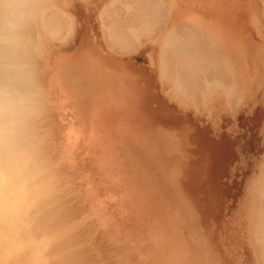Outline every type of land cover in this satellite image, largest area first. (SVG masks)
Segmentation results:
<instances>
[{
	"label": "bare ground",
	"instance_id": "6f19581e",
	"mask_svg": "<svg viewBox=\"0 0 264 264\" xmlns=\"http://www.w3.org/2000/svg\"><path fill=\"white\" fill-rule=\"evenodd\" d=\"M29 1L0 0V206L22 200L47 222L53 210L59 213L66 203L74 204L73 215L63 207L71 228L58 226L52 233L41 229H48V223L33 228L27 222L32 212L17 218L31 226L19 229L32 236L35 229L33 237L41 230L48 233L38 235L47 238L46 247L59 241V254L52 251L58 259L48 254L52 248L45 251L55 258L48 264L73 255L74 241L81 249L82 243L76 246L81 233L93 235L82 238L83 254L97 264H264V0H257L255 10L238 0H131L108 12L105 48L104 42L88 38L93 13L109 1L91 0L78 44L79 26L72 33L71 41L79 45L73 48L72 63L62 68L57 67L67 52L48 44L38 48L41 29L38 33L36 26L37 36L26 34L32 33L33 17H42L34 10L40 1L33 0L34 6ZM46 31L40 35L50 36ZM133 43L139 48L132 53ZM56 96L81 101L76 116L90 120L73 129L70 111L49 129L46 99L57 108ZM167 103L176 105L177 114L168 113L173 108ZM184 114L187 121L177 124ZM230 126L246 137L249 161L241 175L248 168L252 172L245 176L238 202L230 200L223 210L203 188L219 158L212 133H225ZM75 140L80 145L68 150ZM86 167L94 176L77 179L75 174ZM52 194L54 203L47 202ZM63 197L69 199L64 205ZM68 234L71 238L61 243ZM4 235L0 232V243L6 238L13 242L14 233Z\"/></svg>",
	"mask_w": 264,
	"mask_h": 264
},
{
	"label": "rangeland",
	"instance_id": "374dc122",
	"mask_svg": "<svg viewBox=\"0 0 264 264\" xmlns=\"http://www.w3.org/2000/svg\"><path fill=\"white\" fill-rule=\"evenodd\" d=\"M38 1H40L39 3H35L36 4V6H35V8H34V10L36 11L35 13H36V15L39 13V15H42V17H40L39 19H40V21H39V19H36V18H34L33 17V20H32V23H30V24H34V22H35V25H32V28H31V25L28 23V25H30V27L28 28V27H25V31H26V28L27 29H30L31 31H32V33L31 32H27L26 34H31V35H35V34H37V32L39 33L40 31H41V33L40 34H43L42 33V31L43 30H45L46 31V28L48 29V26H49V29L47 30V31H49L47 34H51L50 36H48V37H46L45 38V36L44 37H42V35H40V34H37L38 35V40H39V43H38V40L36 41L37 43V46H38V44H39V46H38V48L39 47H41L42 45L44 46V45H47L48 44V46H51V47H53L55 50H57V51H64V53H66V56H65V59L63 58L61 61H63V62H61V61H59V66L57 67V68H62V67H66V66H68V64H70V63H72L71 62V57L72 56H74L73 55V51H75V49H77L75 46H77V44H78V41H80V39L82 38V34H84V32H83V27H85V23H87L86 22V15H84V14H86L87 13V7H85V6H89L90 5V1L91 0H62V2H61V0H37V2ZM109 2H107V4H102L101 6H99L98 5V8H97V11H96V13H93L94 14V16L92 15V21H93V24H92V27H94V30H93V28H91L90 29V32L92 33H90L91 34V37H90V39L88 38V40H93V41H95L96 43H102V42H106L107 41V43H103V47L105 48V47H107L108 46V42L110 41L109 39H110V37H108V33H106L107 31H108V29H107V24L108 23H106V20H107V18H108V15H109V11H111V10H113L114 8H119V6H124V5H126L128 2H130L131 0H108ZM202 1H207V2H212V1H214V0H202ZM29 2H32V4H33V0H31V1H29ZM81 2V3H80ZM113 2H115V3H117V5L115 4V3H113ZM125 4H124V3ZM238 2L239 3H241V2H243V3H241L242 4V6L243 7H245V8H247V10H249V7H252V8H250L251 10H255V9H259V6L257 7V0H246V2H245V0H238ZM86 3H87V5H86ZM81 4V5H80ZM89 4V5H88ZM109 4H111L110 6H109ZM114 4V5H113ZM123 4V5H122ZM38 5V6H37ZM32 6H34V4L32 5ZM84 6V7H83ZM113 6V7H112ZM106 7V8H105ZM80 9L81 10V14H78V13H76V10L77 9ZM76 9V10H75ZM86 9V10H85ZM91 9V8H90ZM104 10H105V12H104ZM39 11V12H38ZM84 11V12H83ZM66 12V13H65ZM104 12V13H103ZM109 12V13H108ZM99 13V14H98ZM65 16V17H63V15ZM67 16H66V15ZM73 14V15H72ZM75 14V15H74ZM84 15V16H83ZM100 15V16H99ZM79 16V17H78ZM98 16V17H97ZM63 17V18H62ZM72 17H73V19H72ZM77 17H78V19H77ZM84 19V17H85V19H84V21H82L83 19ZM93 17H94V19H93ZM101 17H104V18H102V20H101ZM43 18V19H42ZM65 18L67 19V21L65 20ZM106 18V19H105ZM57 19V20H56ZM69 19V20H68ZM72 19V20H71ZM38 20V21H37ZM44 20V21H43ZM78 20V21H77ZM51 21V22H50ZM74 21V22H73ZM90 21V20H89ZM92 21L90 22V23H92ZM41 24H40V23ZM44 22V23H43ZM45 22H46V24H45ZM60 22V23H59ZM75 22H76V24H75ZM77 22H79L78 24H77ZM83 22H85L84 24H83ZM102 22V23H101ZM89 23V25H91ZM106 25H104V24ZM25 24H27V22L25 21ZM38 24V25H37ZM40 24V25H39ZM48 24V25H47ZM53 24V25H52ZM72 26H71V25ZM75 24V25H74ZM80 24V25H79ZM44 25H47V27H45V28H43L44 27ZM83 25V26H82ZM94 25V26H93ZM98 25V26H97ZM103 25V26H102ZM27 26V25H26ZM34 26H36L35 27V30L37 31H35V33L33 34V32H34ZM66 28H65V27ZM76 26H79V28H80V30H79V32H78V35H77V37L75 38V41H77V44H75V46H74V44H73V40H74V37H73V31H74V29H76L77 27ZM38 27V28H37ZM51 27V28H50ZM54 29H53V28ZM88 27V26H87ZM103 27V28H102ZM60 28V29H59ZM61 28H62V30H61ZM40 30V31H38V30ZM87 29V28H86ZM104 29V30H103ZM56 30H57V32H56ZM101 30V31H100ZM46 31V32H47ZM58 31H59V33H58ZM61 31V32H60ZM67 31V32H66ZM85 31V30H84ZM93 31H95V32H97L98 34H99V36H98V38L99 39H96L95 40V38L97 37V35H96V37H95V35L93 34ZM102 31H103V34H101L102 33ZM64 32V33H63ZM54 33V34H53ZM56 33V34H55ZM64 34V35H63ZM105 34V35H104ZM31 35H29V37H31ZM37 35H35V36H37ZM45 35H46V33H45ZM54 35H56V37L54 36ZM58 35V36H57ZM93 35H94V37H93ZM101 35H103L102 37H101ZM107 35V36H106ZM32 36V37H33ZM40 36H41V38H44V39H41L40 38ZM65 36V37H64ZM26 37H27V35H26ZM50 37H51V39H50ZM80 37V38H79ZM94 39H93V38ZM104 37V39H101V38H103ZM58 39V40H57ZM71 39H72V41H71ZM100 39H101V41H100ZM47 40V41H46ZM51 40V41H50ZM53 40V41H52ZM56 40V41H55ZM99 40V41H98ZM53 44H52V43ZM91 42V43H90ZM89 43H90V46H92V45H95L92 41H90ZM134 42H137V41H134ZM56 43V44H55ZM64 43V44H63ZM71 43V44H70ZM70 44V45H69ZM86 44H88V43H86ZM92 44V45H91ZM135 43H133L132 45H131V49H128V50H130L129 52H134L135 50H136V48H137V50H138V48H139V46H138V44H135ZM102 45V44H101ZM140 45V44H139ZM36 46V47H37ZM79 46V45H78ZM77 46V47H78ZM32 47V46H31ZM33 48H35L34 46H33ZM33 48H31V49H33ZM73 48H75L74 50H73ZM134 48V49H133ZM29 49H30V47H29ZM35 49H37V48H35ZM34 49V50H35ZM38 50V49H37ZM72 50V51H71ZM132 50V51H131ZM70 53V54H69ZM68 55V56H67ZM68 60H69V63H68ZM75 63H77V62H75ZM44 64V63H43ZM62 65V67H60ZM64 65V66H63ZM43 66H45V67H43L44 69L46 68V65L44 64ZM42 68V69H43ZM42 72H44V70H42ZM48 93V92H47ZM58 95V94H57ZM46 97V96H45ZM57 97V103H56V107L57 108H55V107H51L50 106V104H49V102L47 101V99H46V103H48V111H46V115L49 117V119H48V121H50V123H48V127H49V129H50V127L51 128H53L52 126H54L55 127V125L58 123L57 121H59L61 118H62V120L64 119V114L65 113H70V111H71V113L73 112V116H69V117H67V120L68 119H70L71 118V120H72V127H73V129L74 128H76V127H78L79 126V124H84L83 122H85V120H87V121H89L90 120V118H87V117H83V114L80 116V114H79V116L77 117L76 115L79 113V112H77V110L78 111H80L79 109H78V104L81 102V101H79L78 100V102H76L75 100L73 101V100H65V101H61L60 99H58V96H56ZM170 97V96H169ZM65 99V98H64ZM78 103V104H77ZM76 104V105H75ZM74 105V106H73ZM167 105H168V107H170V110L171 111H168V113L170 112V113H172V114H177V110H175V106L176 105H174V104H172V106H170V104H168L167 103ZM53 109H51V108ZM73 107V108H72ZM74 107L76 108L75 110H74ZM70 109V110H69ZM62 110V111H61ZM182 110H185V109H181V113L183 112ZM49 112V113H48ZM174 112V113H173ZM185 112V111H184ZM77 113V114H76ZM84 116H86V115H84ZM182 116V115H181ZM76 117V118H75ZM184 117V118H183ZM74 118H75V120H74ZM81 120V122H80V120ZM86 118V119H85ZM181 118H183V120H181ZM179 117V119L177 118V120H176V122H177V124H178V122H179V125L180 124H183V123H185L186 121H187V118L185 117V114L182 116V117ZM84 119V120H83ZM89 119V120H88ZM74 120V121H73ZM180 120V121H179ZM186 120V121H185ZM79 121V122H78ZM181 121H184V122H181ZM68 122V121H67ZM47 127V128H48ZM230 127H232V126H230ZM230 127H227L228 129L230 128ZM226 128V132L225 133H219L218 134V132H215V136L213 135V133H212V139H213V142H214V145H216V148L219 150H217L216 148H214V151H216L215 152V158L216 157H218L219 156V158H217V159H215L214 160V162H215V166H214V163H213V167H212V169H211V171L213 172L212 174H214V175H211V177H208V182H209V180H210V182L208 183V182H206L207 183V185L208 186H205V189L203 188V190H205V196H207L208 198H211V199H215V201L216 202H220V204H222V209L223 210H225L226 208H227V204H228V202L231 200V201H234V202H238V198H241V194H242V192H243V189H244V186L243 185H245V181H246V179H247V177L245 178V176H249V175H251V170L252 169H250V168H248V170H245V173H244V175H241L244 171H243V169H246L245 168V166H246V162H248L249 161V155H248V150H247V143H246V137L243 135V133H240L239 131H237L234 127H232V129L230 128V130H231V132L230 133H227V131H229L228 129ZM79 140V139H78ZM78 140L75 142V141H73L72 143H71V145L70 144H68L67 145V149L69 150V149H72V150H76L77 149V147H78V145H80V143L78 144ZM75 142V143H74ZM221 142H222V145H221ZM218 143H220V145H221V147L222 148H220V145L218 144ZM76 144V145H75ZM78 144V145H77ZM73 146V147H72ZM217 146H219V147H217ZM215 147V146H214ZM54 150V149H53ZM71 150V151H72ZM221 150V151H220ZM218 152H221V154L220 155H217L218 154ZM217 153V154H216ZM220 157H221V159H220ZM216 160H218V163H216L217 161ZM220 160H222V162H220ZM241 163V164H240ZM220 166V167H219ZM243 166V167H242ZM218 168V169H217ZM234 168H236L235 169V171H233V169ZM86 169H89V170H87V172H86ZM59 170V169H58ZM214 170V171H213ZM89 171V172H88ZM229 171V172H228ZM247 172H248V174H247ZM81 173V174H80ZM86 173V174H85ZM93 172H92V170H91V168H85V169H83V172H82V170L81 171H79V172H77L75 175L77 176L76 178L77 179H80V178H83V176H84V178L85 179H87V178H89V177H93L94 176V173L92 174ZM83 174H85V175H83ZM91 174V175H90ZM235 176V177H234ZM242 176V177H241ZM41 177V176H40ZM233 177V178H232ZM242 178H244V179H242ZM41 180L43 179V177H41L40 178ZM205 183V184H206ZM210 185V186H209ZM211 185H213V187L211 186ZM207 188L208 189H210L211 190V192L209 191V190H207ZM62 189V188H61ZM215 189V190H214ZM60 191V189H58V192ZM217 193H216V192ZM214 193V196H213V193ZM61 193V192H60ZM59 193V194H60ZM63 193V192H62ZM207 193V194H206ZM211 196H210V195ZM215 194H217V195H215ZM62 196H64L65 197V195H64V193L63 194H61ZM53 196H55V195H53L52 194V196H50L49 197V199L47 200V202H51V203H54V201L52 202V199H53ZM67 196V195H66ZM213 196V197H212ZM218 196V197H220L221 199H217L216 197ZM52 197V198H51ZM64 197H63V205L65 204V202H68L69 201V199L67 200V199H64ZM55 198V197H54ZM62 198V197H61ZM55 200H56V198H55ZM65 200V201H64ZM218 200V201H217ZM22 202V200H17V201H14V205H13V207L15 208V205H20L19 204V202ZM16 202V203H15ZM20 202V203H21ZM56 202V201H55ZM50 203V204H51ZM59 203H61L62 204V202H59ZM0 204H2V203H0ZM67 205L65 206H63V207H68V210L67 211H69L70 209V213H71V215H73V213H74V210L72 209V207L74 206V204L72 203L71 204V202L70 203H66ZM10 204H7V203H5V205H1L0 206V220H1V222H0V225H2L1 223H3V225H2V227L6 224V226H5V228H6V230H3L4 229V227L2 228V227H0V232H2V235H4L3 234V232H5V235L6 236H8V235H11L12 236V234L14 233V236H12L13 238H15L16 239V237L18 238V239H20L19 240V242H20V245L18 244L19 242L16 240L15 242H16V244L14 245V240H13V238H12V241L13 242H11V238H8L9 239V241L11 242V244H9L10 242L7 240V238H6V240H7V242H9V243H6V240H4V241H2L3 243H4V247H2L3 245L0 243V264H35V262H38L39 263V261H40V264H44V263H47L48 264V260H50V261H53V259H54V261H55V258H57L58 259V257H59V255H57V254H59V252H56V249H61L62 248V246H61V244H59V241H58V243L57 244H54L55 246H54V248H52L51 246L48 248V247H46V246H48L49 245V243L47 242V238H45L44 240L42 239V238H44L46 235H49L48 233H49V231H50V233H52L53 232V229H55V228H62V227H66V226H68V227H70L71 228V222H72V220L70 219V215L68 214V213H66L67 211H66V209L65 208H63L62 206V208H61V210L64 212V213H66V214H62V211H59V213H57V212H55L54 210L52 211L53 213H52V216L50 215L51 213H50V211H46V213L48 212V214L51 216V217H49L48 216V218L46 217L45 219L47 220V222H43V220L41 219L42 218V216H44V214L41 216V215H39L40 217L39 218H37V216H35V213L34 212H32V211H30V208H29V205L27 206V204H25L24 202H22V204L21 205H23L22 207H20V206H18L19 207V209L18 208H13L12 209V207H10V206H12V205H10ZM25 205L27 206V207H25ZM224 205V206H223ZM5 206H7V207H10V208H7V210L5 209L6 207ZM16 206V207H17ZM52 206V205H51ZM23 207H25V208H23ZM70 207V208H69ZM220 207H221V205H220ZM22 208V209H21ZM28 208H29V210H28ZM54 208H55V206H54ZM96 208H98V206H96ZM24 209V210H23ZM57 209V208H56ZM110 209V208H109ZM108 209V210H109ZM107 210V211H108ZM8 211H10L9 212V214H8ZM15 211L16 212H18L17 213V215L15 214ZM73 213H72V212ZM4 212V213H3ZM6 212V213H5ZM14 212V213H13ZM26 212H32L30 215H31V218H27V219H29V220H27L26 218V220H27V222H29V224H33V228H35L36 226H37V228H39L38 226L40 225V226H42L41 224L43 223V225H44V223H48V229L45 227V225H44V227L46 228H44V227H42L41 229L42 230H45V231H47L48 233H45V231H42L41 230V232H43V234L45 235V236H43V234H42V237L40 236H38L39 235V233H41V232H39L38 233V235H36L35 237H33L34 235H35V229H33V228H31L32 230H33V232H34V235L32 236L31 234H30V230H28V232L29 233H27V230H22L23 228H22V226H25V228L24 229H30V225H28V223L26 224V222H20V224H19V220L17 219L18 218V216H23V213H26ZM11 213H13L12 215H11ZM21 213V214H20ZM55 213L57 214V216L55 215ZM15 214V215H14ZM33 214V215H32ZM61 214V215H60ZM53 215H55V216H53ZM64 215H68L69 216V218L68 217H64ZM16 218H15V217ZM27 216H29V214H27ZM33 216V217H32ZM45 216H47V215H45ZM59 216V217H58ZM64 217V219H65V221L63 222V217ZM30 217V216H29ZM60 217H62L61 219H63V220H61L60 219ZM7 218V219H6ZM9 218V219H8ZM15 218V219H14ZM33 218H37V220H36V223H37V225H35L36 223L34 222V220H33ZM50 218V219H49ZM54 218V219H53ZM55 218H58L59 220H57V222H55ZM70 219V222H67V220L68 219ZM6 219V220H5ZM23 219H24V217H23ZM31 219V220H30ZM44 219V218H43ZM52 219V220H51ZM4 220V221H3ZM14 221V223L16 224V225H18V227L17 226H15V224L13 223L12 224V221ZM22 220V219H21ZM25 220V221H26ZM40 220V221H39ZM49 220V221H48ZM53 220H54V222H53ZM45 221V220H44ZM58 221H59V224H60V222H61V224H62V226H61V224L59 225L58 224ZM69 221V220H68ZM33 222V223H32ZM40 222V223H39ZM42 222V223H41ZM53 222V224H49V223H52ZM8 223H10V224H8ZM56 224H57V226H56ZM65 224V226H63ZM73 224V223H72ZM12 225V226H11ZM53 225V226H52ZM30 226V227H29ZM59 226V227H58ZM15 227H17V228H15ZM19 228H22V229H19ZM52 228V229H51ZM50 229V230H49ZM3 230V231H2ZM14 230V231H13ZM20 230H22V231H24V232H26V234L24 233V235H23V233H20L19 231ZM39 231V230H38ZM17 232V233H16ZM77 232V233H76ZM76 232H73V236L75 237V236H78V234H80L79 233V231H76ZM19 233V234H18ZM70 233V232H69ZM22 234V235H21ZM29 234V235H28ZM66 234V233H65ZM71 234H72V232H71ZM70 234V235H71ZM82 234H84L83 236H79V238H78V240L80 241L79 243H78V241H77V239H75L77 242V244H76V246H78V245H80L81 243V249L79 248H77V247H75L74 245H75V241H74V244H72L71 246H73L72 248L74 249L75 248V250H77V252H79V254L77 255V252L74 250L73 252H74V254L72 255V254H69L68 256L66 255V254H64L63 255V260H65V261H59V263L61 264V262L63 263V264H97V262L98 261H93V258H86V257H84V256H86L85 254H83V251H84V246L83 245H85V240L84 239H82V238H85V239H87V237H89V238H91L90 236H89V233H81L80 235H82ZM87 234H88V236H87ZM4 235V236H5ZM21 235V236H20ZM26 235H28L27 236V239L25 240V238H26ZM31 235V236H30ZM69 235V234H68ZM68 235H66L65 237H66V239H63L62 240V238H65V237H63L62 236V238L61 239H59L60 240V242L61 241H64V242H66V240L68 241L71 237H70V235L68 236ZM91 235V234H90ZM11 236H8V237H11ZM16 236V237H15ZM23 236L25 237L23 240L21 239V237L23 238ZM85 236V237H84ZM87 236V237H86ZM31 237V238H30ZM46 237H48V236H46ZM37 240H36V239ZM39 238H41V239H39ZM68 238V239H67ZM80 238H81V240H82V242H81V240H80ZM40 240V242L38 243L37 241H39ZM87 240H89V239H87ZM86 240V241H87ZM27 241H30V242H28L27 243ZM84 241V242H83ZM26 244H25V243ZM47 243L46 245H45V243ZM31 243V244H30ZM34 243H38V244H36V246H35V244ZM62 243V242H61ZM34 244V245H33ZM6 245V246H5ZM13 245H14V247H13ZM17 245V246H16ZM33 245V246H32ZM38 245H39V248H37L38 247ZM43 247H42V246ZM51 245H53V244H51ZM56 245H60V247L59 246H57V248H56ZM241 245V243H239L238 244V246H240ZM7 246H8V248H10V251H6V248H7ZM27 247V248H26ZM41 247V248H40ZM78 247H80V246H78ZM18 248V249H17ZM46 248H47V250H46ZM50 248H52V249H50ZM56 248V249H55ZM77 248V249H76ZM86 248V247H85ZM2 249H4L3 251L4 252H1L2 251ZM40 249V250H39ZM42 249V250H41ZM48 249H50V251L48 250ZM88 249V248H87ZM17 250V251H16ZM36 250V251H35ZM39 250V251H38ZM43 250H44V252L46 251H49L48 252V254H54V253H57V254H54V257H51L50 255H48L46 252H45V254H47V256L45 255V256H43ZM54 250V253L52 252ZM70 250L71 251H68L69 253H73L72 252V249H71V247H70ZM81 250V251H80ZM12 251V252H11ZM19 251H21V252H19ZM29 251V252H28ZM40 251H42V253H39ZM57 251H59V250H57ZM6 252H10L11 254H9V256H5L6 255ZM51 252V253H50ZM76 252V253H75ZM80 252H82V253H80ZM95 252V251H94ZM22 253V254H21ZM23 253H25V254H23ZM5 254V255H4ZM21 254V255H20ZM42 254V255H41ZM81 254H83L82 256H81ZM8 255V254H7ZM10 255H11V257H10ZM58 257H57V256ZM75 255V256H74ZM77 255V256H76ZM14 256V257H13ZM29 256V258H27ZM31 256H33V258H37L38 260H36V259H33ZM38 256H39V258H38ZM41 256H43V257H41ZM31 257V258H30ZM46 257H47V259H46ZM50 257V258H49ZM72 257V258H71ZM84 259H83V258ZM17 258V259H16ZM51 258H52V260H51ZM66 258V259H65ZM70 258V259H69ZM86 258V259H85ZM17 261L16 263H15V261ZM24 259V260H23ZM27 261H26V260ZM31 259V260H30ZM33 259V260H32ZM44 259V261H42ZM57 259H56V262H50V264H58L57 262ZM73 259V260H72ZM90 259V260H89ZM8 260V261H7ZM13 260V261H12ZM22 260V261H21ZM34 260H36L35 262H34ZM75 260V261H74ZM11 261V262H10ZM41 261H42V263H41ZM73 261V262H72ZM107 261V260H106ZM106 261L103 263V264H106ZM34 262V263H33ZM108 263H109V261H108ZM107 263V264H108Z\"/></svg>",
	"mask_w": 264,
	"mask_h": 264
}]
</instances>
